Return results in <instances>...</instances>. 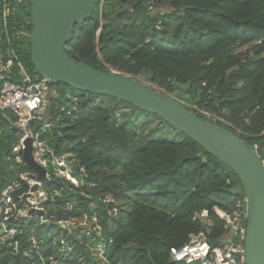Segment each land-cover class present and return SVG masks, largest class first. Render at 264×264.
Returning a JSON list of instances; mask_svg holds the SVG:
<instances>
[{"label":"trees","instance_id":"1","mask_svg":"<svg viewBox=\"0 0 264 264\" xmlns=\"http://www.w3.org/2000/svg\"><path fill=\"white\" fill-rule=\"evenodd\" d=\"M7 1L12 42L4 50L12 49L40 79L30 40L15 35L24 25L33 31L31 0ZM149 7L171 10L151 13ZM65 51L99 70L146 74L264 159V0H107L102 13L95 0L92 17L76 26ZM4 74L22 81L17 62ZM52 84L60 91L48 108L54 124L32 126L55 154L68 155L80 184L50 165V179L41 185L45 215H23L30 190L24 177L37 173L17 159L22 131L16 114L0 110V264H182L170 249L207 228L195 218L204 209L209 242H223L227 229L216 208L233 211L243 198L227 191L240 184L228 165L156 114ZM108 196L114 202L106 203ZM113 206L116 215L109 213ZM5 227L13 232L6 235Z\"/></svg>","mask_w":264,"mask_h":264},{"label":"water","instance_id":"2","mask_svg":"<svg viewBox=\"0 0 264 264\" xmlns=\"http://www.w3.org/2000/svg\"><path fill=\"white\" fill-rule=\"evenodd\" d=\"M95 0H31L33 31L31 60L41 77L63 83L82 92L108 95L153 113L193 138L210 154L228 165L240 184L227 191L247 198L245 235L246 264H264V159L255 147L232 130L200 117L175 97L135 75L115 69L99 70L76 60L66 51L78 24L89 20ZM49 120L44 119L47 124ZM25 164L37 173V181L23 197L28 215H45L31 199L42 182L49 180L47 169L33 157L31 138L22 151Z\"/></svg>","mask_w":264,"mask_h":264},{"label":"built area","instance_id":"3","mask_svg":"<svg viewBox=\"0 0 264 264\" xmlns=\"http://www.w3.org/2000/svg\"><path fill=\"white\" fill-rule=\"evenodd\" d=\"M106 2L107 0H98L101 13ZM11 8L7 0H0V82L3 81L0 86V110L3 112L11 110L17 116L14 124L21 129L22 136L16 150H23L25 139L31 138L35 161L46 169L53 165L56 175L63 177L64 171L70 167L68 155L55 154L53 149L40 138L39 132L32 126L35 121H43L41 129L48 128L54 124V120L48 114V108L52 99L60 96V91L50 80L43 77L40 79L34 78L29 74L12 49L6 47V50H4V44L10 45L12 42L8 28ZM25 22L29 24L31 20L25 18ZM23 27L16 31L15 35L24 42L27 40L31 41L32 33L25 29V25ZM4 37L5 39H3ZM15 62H17L18 70L22 76L21 82H13L4 78V73L10 72ZM45 118L49 120L47 124L44 123ZM47 176L50 178L48 172ZM3 194L6 196L5 202L11 203L12 197L9 195L8 190ZM242 197L233 211L216 208L217 214L225 221V228L227 229V233L224 235L223 242L220 245L213 246L208 240L209 211L204 209L196 213L195 218L203 220L207 224V228L197 234H192L190 239L181 246L171 247L170 255L172 259L182 264H193L195 262L200 264H246L244 241L248 209L247 198L245 196ZM31 202L34 207L43 209L38 200L32 198ZM105 202L112 203L114 199L112 196H108ZM10 208H7L6 212L11 210ZM29 209L30 207L27 206V210L21 211L22 214L27 215ZM109 213L116 215L118 208L113 206Z\"/></svg>","mask_w":264,"mask_h":264},{"label":"rangeland","instance_id":"4","mask_svg":"<svg viewBox=\"0 0 264 264\" xmlns=\"http://www.w3.org/2000/svg\"><path fill=\"white\" fill-rule=\"evenodd\" d=\"M170 10H171L170 8H161V9H157L156 7H149V11H150L151 13H157L158 11L167 12V11H170ZM135 76H136L137 78L143 80V81H146V82H149V83H150V81H148V78H147L146 74H144V73H143V74H140V75H135ZM152 85H153V84H152ZM154 86H156L157 88H159L157 85H154ZM159 89H160V88H159ZM160 90L163 91L162 89H160ZM163 92H165V91H163ZM165 93H167V92H165ZM167 94H170L171 96H173V97H175L176 99H178L177 95L174 94V93H167ZM149 122H150V124H151V127H154V125L151 123L150 120H149ZM148 129H149V127H147L145 131L147 132ZM22 151H23V150H22ZM17 159H18V160H23V159H22V155H21V156H18ZM68 168H69V169H68ZM68 168L66 169V171H64V173L62 174V176L65 177L66 179L72 181L75 185H79V184H80L79 180H78L77 178L73 177V175H72L71 167H68ZM24 178H25L26 180H28V183H29V185H30V188H31V186L33 185V183L37 181V176H36L35 179H31V178H28V177H24ZM49 179H50V178H49ZM42 183H43V182H42ZM41 185H42V184H41ZM29 191H30V190H29ZM32 198L38 200L39 203H40V201L46 199L45 194L41 191V186H40V189H39V190L33 195ZM40 205H41V204H40ZM41 207H42V206H41ZM84 223H85V222H84ZM84 223H83V224H84ZM4 229H5V231L7 232L6 235H9L10 233L13 232V231H11V230H8L6 227H5ZM6 235H4L3 237H5ZM101 256H102V253H100L99 257H101Z\"/></svg>","mask_w":264,"mask_h":264}]
</instances>
